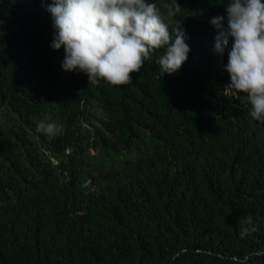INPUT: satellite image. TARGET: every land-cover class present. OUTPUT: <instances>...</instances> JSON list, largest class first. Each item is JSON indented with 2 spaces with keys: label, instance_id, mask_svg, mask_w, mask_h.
I'll return each mask as SVG.
<instances>
[{
  "label": "trees",
  "instance_id": "16d2710c",
  "mask_svg": "<svg viewBox=\"0 0 264 264\" xmlns=\"http://www.w3.org/2000/svg\"><path fill=\"white\" fill-rule=\"evenodd\" d=\"M176 2L181 68L160 49L93 85L51 47L52 0H0V264H264V121L225 87L209 23L227 0Z\"/></svg>",
  "mask_w": 264,
  "mask_h": 264
},
{
  "label": "clouds",
  "instance_id": "9594fccd",
  "mask_svg": "<svg viewBox=\"0 0 264 264\" xmlns=\"http://www.w3.org/2000/svg\"><path fill=\"white\" fill-rule=\"evenodd\" d=\"M161 11L149 0H52L46 11L55 29L51 47H64L62 68L83 72L89 83H131L155 50L163 49L156 63L160 71L177 72L188 58L182 19L183 10L173 0ZM225 16L209 23L216 30L214 51H228L225 86L246 94L250 116L264 121V0H227ZM226 20V27L224 26ZM174 37V39H173ZM38 132L49 137L63 131L62 125L41 121ZM241 235L256 230L251 217L243 221Z\"/></svg>",
  "mask_w": 264,
  "mask_h": 264
},
{
  "label": "rangeland",
  "instance_id": "374dc122",
  "mask_svg": "<svg viewBox=\"0 0 264 264\" xmlns=\"http://www.w3.org/2000/svg\"><path fill=\"white\" fill-rule=\"evenodd\" d=\"M15 1H20L21 2H24V1H27V0H15ZM91 127L94 126V124H90ZM92 153H96L97 152V149H91ZM114 156L118 157L120 159V161H125L126 159H128L129 156H132V155H129L127 152L125 151H122V150H116L113 152ZM84 173L87 175L89 174V171L88 170H84ZM89 182V179L86 180V183Z\"/></svg>",
  "mask_w": 264,
  "mask_h": 264
}]
</instances>
